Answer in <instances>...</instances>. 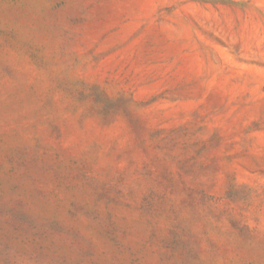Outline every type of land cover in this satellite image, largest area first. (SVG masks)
I'll return each mask as SVG.
<instances>
[{"label": "rangeland", "instance_id": "374dc122", "mask_svg": "<svg viewBox=\"0 0 264 264\" xmlns=\"http://www.w3.org/2000/svg\"><path fill=\"white\" fill-rule=\"evenodd\" d=\"M0 264H264V0H0Z\"/></svg>", "mask_w": 264, "mask_h": 264}]
</instances>
